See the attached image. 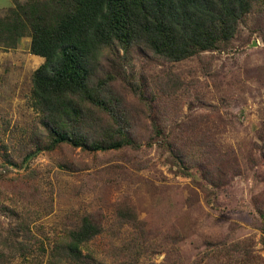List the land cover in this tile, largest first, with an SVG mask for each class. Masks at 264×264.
Segmentation results:
<instances>
[{"label":"rangeland","instance_id":"1","mask_svg":"<svg viewBox=\"0 0 264 264\" xmlns=\"http://www.w3.org/2000/svg\"><path fill=\"white\" fill-rule=\"evenodd\" d=\"M17 1L0 0V14ZM29 42L0 47V230L28 216L48 251L93 214L104 230L76 264H130L136 231L115 216L130 206L148 243L137 264H264L262 4L214 51L176 62L112 52L114 90L137 134L119 149H50L37 137L31 78L43 59Z\"/></svg>","mask_w":264,"mask_h":264},{"label":"trees","instance_id":"2","mask_svg":"<svg viewBox=\"0 0 264 264\" xmlns=\"http://www.w3.org/2000/svg\"><path fill=\"white\" fill-rule=\"evenodd\" d=\"M264 0H25L0 14V47L30 37L29 52L43 58L32 73L31 96L50 149L69 144L90 151L137 145L135 129L114 90L112 52L138 48L167 61H181L229 43ZM44 134L43 136H41ZM137 135V134H136ZM261 154L264 158V132ZM116 224L134 228L125 254L130 264L145 251L142 222L130 206L118 207ZM28 216L0 230V264H76L104 224L81 215L45 251Z\"/></svg>","mask_w":264,"mask_h":264},{"label":"crops","instance_id":"3","mask_svg":"<svg viewBox=\"0 0 264 264\" xmlns=\"http://www.w3.org/2000/svg\"><path fill=\"white\" fill-rule=\"evenodd\" d=\"M40 59H43L42 57H40Z\"/></svg>","mask_w":264,"mask_h":264}]
</instances>
